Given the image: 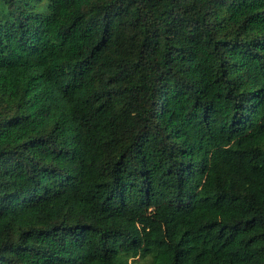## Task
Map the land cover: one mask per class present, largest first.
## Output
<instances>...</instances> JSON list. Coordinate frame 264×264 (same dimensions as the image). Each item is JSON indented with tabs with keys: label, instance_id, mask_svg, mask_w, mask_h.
Here are the masks:
<instances>
[{
	"label": "trees",
	"instance_id": "1",
	"mask_svg": "<svg viewBox=\"0 0 264 264\" xmlns=\"http://www.w3.org/2000/svg\"><path fill=\"white\" fill-rule=\"evenodd\" d=\"M0 264H264V0H0Z\"/></svg>",
	"mask_w": 264,
	"mask_h": 264
}]
</instances>
